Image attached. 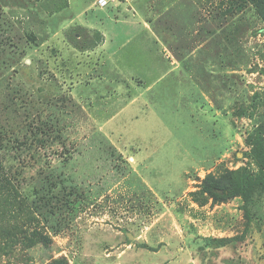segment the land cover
<instances>
[{"label": "rangeland", "instance_id": "obj_1", "mask_svg": "<svg viewBox=\"0 0 264 264\" xmlns=\"http://www.w3.org/2000/svg\"><path fill=\"white\" fill-rule=\"evenodd\" d=\"M264 19L251 0H0V264H264ZM231 239L223 245L214 239Z\"/></svg>", "mask_w": 264, "mask_h": 264}, {"label": "trees", "instance_id": "obj_2", "mask_svg": "<svg viewBox=\"0 0 264 264\" xmlns=\"http://www.w3.org/2000/svg\"><path fill=\"white\" fill-rule=\"evenodd\" d=\"M251 2L255 5L256 9L264 19V0H251ZM256 68L257 69L253 70L264 72V67ZM253 158L259 167V172L256 175H251L245 166H240L230 170L225 175L226 180L224 183L209 178L203 185L204 192L215 200L223 201L236 196H241L243 198L244 203L242 208L244 209V215L246 218V227L241 237L246 235L252 227L253 213L251 206L254 198L256 195L264 193V145L253 151ZM234 239L235 238H221L214 240L225 245Z\"/></svg>", "mask_w": 264, "mask_h": 264}, {"label": "built area", "instance_id": "obj_3", "mask_svg": "<svg viewBox=\"0 0 264 264\" xmlns=\"http://www.w3.org/2000/svg\"><path fill=\"white\" fill-rule=\"evenodd\" d=\"M107 3V0H98L100 6H104Z\"/></svg>", "mask_w": 264, "mask_h": 264}]
</instances>
